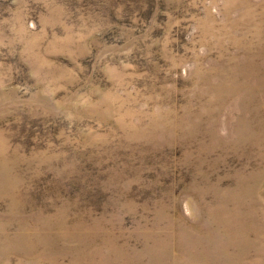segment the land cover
Masks as SVG:
<instances>
[{"label":"rangeland","instance_id":"rangeland-1","mask_svg":"<svg viewBox=\"0 0 264 264\" xmlns=\"http://www.w3.org/2000/svg\"><path fill=\"white\" fill-rule=\"evenodd\" d=\"M0 264H264V0H0Z\"/></svg>","mask_w":264,"mask_h":264}]
</instances>
